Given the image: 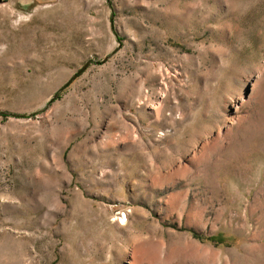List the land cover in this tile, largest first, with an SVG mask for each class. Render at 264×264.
Instances as JSON below:
<instances>
[{"label":"rangeland","instance_id":"obj_1","mask_svg":"<svg viewBox=\"0 0 264 264\" xmlns=\"http://www.w3.org/2000/svg\"><path fill=\"white\" fill-rule=\"evenodd\" d=\"M0 264H264V0H0Z\"/></svg>","mask_w":264,"mask_h":264}]
</instances>
